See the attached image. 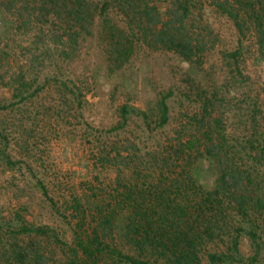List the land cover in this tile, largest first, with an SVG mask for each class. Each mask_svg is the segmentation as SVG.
Here are the masks:
<instances>
[{"label": "trees", "instance_id": "16d2710c", "mask_svg": "<svg viewBox=\"0 0 264 264\" xmlns=\"http://www.w3.org/2000/svg\"><path fill=\"white\" fill-rule=\"evenodd\" d=\"M217 17L232 26L229 47ZM0 22V84L10 93L0 108L10 111L44 89L48 79L37 80L44 61L53 66L56 98L79 105L85 83L56 74L88 40L101 48L107 73L141 51L171 52L188 67L142 105L122 92L115 121L88 143L91 179L58 206L68 240L25 222L20 207L0 212V264H264V124L256 102H245L246 133L226 125L239 67L264 63V0H0ZM216 50L227 69L221 78L205 66ZM53 102L49 115L63 117L70 107ZM105 132L113 139L102 140ZM200 161L213 175L208 187ZM34 185L54 203L41 182Z\"/></svg>", "mask_w": 264, "mask_h": 264}, {"label": "rangeland", "instance_id": "374dc122", "mask_svg": "<svg viewBox=\"0 0 264 264\" xmlns=\"http://www.w3.org/2000/svg\"><path fill=\"white\" fill-rule=\"evenodd\" d=\"M215 25L223 34L226 46H231L234 37L231 24L217 17ZM2 29L0 22V34ZM206 60L205 66L213 64L214 69L210 71H214L215 78H221L226 73L217 50ZM58 67L60 73L56 74L57 79L66 83L67 80L85 83L79 105L63 104L56 98L53 91L56 83L51 77L55 75L53 66L44 61L37 80L48 81L31 100L33 103L19 104L11 111L0 108V120L4 121L0 131V212L5 216L20 207L25 222L48 225L68 240L66 212L61 216L58 206L70 191L79 194L78 186L84 178L91 179L93 173L87 162L94 155L89 151L92 147L88 143L97 130L107 128L115 121V107L123 99L122 92L128 94L131 103L142 105L152 90L171 85L179 72L188 67L171 52L141 51L119 71L107 73L103 52L94 40L86 41L74 60L61 62ZM239 70L241 77L233 79L236 93L232 94L226 125L230 130L237 131V135H243L250 125L241 121L246 112L245 102H256L259 110L256 118L264 124V63L245 61ZM9 97V90L0 84V104H5ZM177 99L173 101L174 110L178 109ZM53 101L70 107L63 117L55 119L49 115L47 108L53 106ZM38 106L40 111L33 113ZM101 136L102 140L113 139L106 132ZM6 157L10 161L6 162ZM198 165L200 181L208 187L213 175L205 161H200ZM36 180L43 184L54 203L38 192L34 185ZM241 247L242 250L245 248L243 243Z\"/></svg>", "mask_w": 264, "mask_h": 264}]
</instances>
